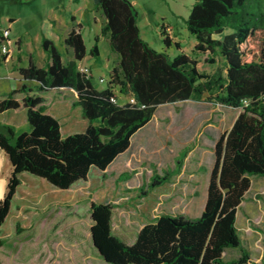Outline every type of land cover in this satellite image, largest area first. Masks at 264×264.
<instances>
[{
  "label": "trees",
  "instance_id": "16d2710c",
  "mask_svg": "<svg viewBox=\"0 0 264 264\" xmlns=\"http://www.w3.org/2000/svg\"><path fill=\"white\" fill-rule=\"evenodd\" d=\"M94 5L103 13L104 23L89 53L99 55L96 42L104 36L110 51L118 56L107 87L97 89L90 74L79 71L77 61L85 57L86 46L80 26L74 25L65 38L72 60L64 61L58 47L43 37L42 48L49 59L45 67L30 61L18 69L36 86L22 84L0 97V113L24 109L30 126L29 131L16 133L10 124L1 125L0 150L11 172L0 199V247L4 244L1 227L22 172L68 189L77 180H86L91 166L104 171L130 146L132 136L152 119L158 105L201 100L207 94L209 101L241 111L215 142V160L199 216L159 214L142 225L128 244L112 231L115 205L92 201L90 235L110 264L236 263L224 261L223 252L241 246L237 210L250 188L249 176L264 175V0H194L186 19L188 31L197 40L194 50L219 55L224 62V72L217 69L211 74L199 70L197 60L172 41L164 25L162 40L166 46L175 44L179 49L175 56L144 40L130 0H94ZM206 62L213 63V57ZM66 89L74 93L73 105L80 107L87 126L82 132L62 136L60 122L47 112L44 95ZM21 93L23 97L18 98ZM119 94L130 95L131 100L121 103ZM172 172L153 175L150 185L167 182ZM120 177L127 178V173ZM241 252L238 261L244 262L247 255ZM260 264H264V250Z\"/></svg>",
  "mask_w": 264,
  "mask_h": 264
},
{
  "label": "rangeland",
  "instance_id": "374dc122",
  "mask_svg": "<svg viewBox=\"0 0 264 264\" xmlns=\"http://www.w3.org/2000/svg\"><path fill=\"white\" fill-rule=\"evenodd\" d=\"M130 1L138 13L141 37L153 48L166 51L171 57L179 52L174 43L166 46L163 42L164 25L172 41H178L181 49L197 60L200 71L211 74L221 69L224 72V62L219 55L194 50L197 40L186 24L194 0ZM76 8L88 18L83 28L86 55L77 62L91 67L90 80L94 87L105 88L112 67L118 64V56L110 51L104 36L96 42L99 55L89 53L95 35L100 34L104 15L95 8L94 0H81ZM7 25L0 18V32ZM56 43L62 50L63 60L67 61L69 54L60 42ZM208 57H213L214 62H206ZM36 60L40 63L38 54ZM0 69L4 70L5 66L1 65ZM119 96L122 103L130 98ZM70 97L67 90L45 94L48 113L57 116L62 136L86 128L87 120L78 108H71ZM240 111L241 108L209 101L207 94L201 100L160 104L152 119L132 136L130 147L116 156L106 171L91 166L87 179L77 180L68 189L22 172L10 212L1 227L4 244L0 247V264H110L92 243V201L115 205L112 231L128 244L142 225L159 214L199 216L207 197L215 142L220 134L230 129ZM2 124H10L16 133L30 130L24 109L0 113V130ZM0 156L3 159L0 177L5 179L6 186L10 166L1 150ZM178 158L181 164L176 167ZM167 170H173L167 182L150 185L153 175L163 176ZM123 173H127V178L120 177ZM249 178L250 188L236 214L241 246L228 247L223 252V260L236 261L234 264H260L264 250V175H250ZM241 250L247 255L244 262L238 261Z\"/></svg>",
  "mask_w": 264,
  "mask_h": 264
},
{
  "label": "crops",
  "instance_id": "0c3cea01",
  "mask_svg": "<svg viewBox=\"0 0 264 264\" xmlns=\"http://www.w3.org/2000/svg\"><path fill=\"white\" fill-rule=\"evenodd\" d=\"M80 1L81 0H0V18L8 23L4 29L9 30L8 38L10 40L8 54L5 55V58L0 60V66H5L4 70L0 69V97L6 95L11 90L21 87L22 84L31 88L36 86L34 80L24 79L20 75L18 69L28 66L30 61L34 62L37 67H45L49 59L42 48L43 37L50 39L56 46V42H60L64 50L69 54L67 61L73 59L72 50L66 45L65 38L74 25L80 26L83 36L84 22H88V18L85 12L80 8H76V6L80 4ZM75 4L77 5L75 6ZM75 8L77 11H75ZM17 24L20 25L17 26ZM59 50L62 52L61 49ZM37 54L40 58V63L36 60ZM0 56H4L1 51ZM15 62L17 63L16 65ZM77 65L78 67H88L87 64H80L78 62ZM88 68L90 76H92L91 67ZM67 91L71 95V108H78L81 112L79 106L73 105L75 100L74 93L71 90ZM23 95L24 94L21 93L18 94L17 97L21 98ZM126 96L130 97L128 94ZM120 100V96H118V101ZM127 100H131V97ZM52 115L55 117L54 114ZM55 118H57V116ZM9 166L11 172L10 163ZM107 168L104 171H106Z\"/></svg>",
  "mask_w": 264,
  "mask_h": 264
},
{
  "label": "built area",
  "instance_id": "2783aa9c",
  "mask_svg": "<svg viewBox=\"0 0 264 264\" xmlns=\"http://www.w3.org/2000/svg\"><path fill=\"white\" fill-rule=\"evenodd\" d=\"M8 35H9V30L3 29L0 35L2 38L0 44V51L2 53H7L9 51L10 40L8 38ZM79 71L85 74H90L89 68L87 66H80Z\"/></svg>",
  "mask_w": 264,
  "mask_h": 264
},
{
  "label": "bare ground",
  "instance_id": "6f19581e",
  "mask_svg": "<svg viewBox=\"0 0 264 264\" xmlns=\"http://www.w3.org/2000/svg\"><path fill=\"white\" fill-rule=\"evenodd\" d=\"M2 165H3V159L0 156V172H1ZM4 189H5V179L3 177H0V199L3 196Z\"/></svg>",
  "mask_w": 264,
  "mask_h": 264
},
{
  "label": "water",
  "instance_id": "95a60500",
  "mask_svg": "<svg viewBox=\"0 0 264 264\" xmlns=\"http://www.w3.org/2000/svg\"><path fill=\"white\" fill-rule=\"evenodd\" d=\"M90 234H91V231H90ZM92 243H93V241H92ZM94 246V245H93ZM95 247V246H94ZM95 249H96V247H95ZM97 250V249H96ZM97 252H98V250H97ZM98 254H99V252H98ZM100 255V254H99ZM101 256V255H100ZM102 257V256H101ZM103 258V257H102Z\"/></svg>",
  "mask_w": 264,
  "mask_h": 264
}]
</instances>
